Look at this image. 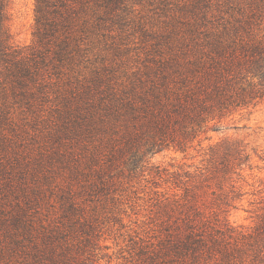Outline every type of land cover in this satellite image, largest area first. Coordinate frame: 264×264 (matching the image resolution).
<instances>
[{
	"label": "trees",
	"instance_id": "trees-1",
	"mask_svg": "<svg viewBox=\"0 0 264 264\" xmlns=\"http://www.w3.org/2000/svg\"><path fill=\"white\" fill-rule=\"evenodd\" d=\"M8 5L0 264H96L104 221L120 223L141 192L144 234L132 230L118 264H264V195L252 226L228 219L248 143L212 144L195 168L153 161L264 102V0H36L27 45Z\"/></svg>",
	"mask_w": 264,
	"mask_h": 264
},
{
	"label": "rangeland",
	"instance_id": "rangeland-1",
	"mask_svg": "<svg viewBox=\"0 0 264 264\" xmlns=\"http://www.w3.org/2000/svg\"><path fill=\"white\" fill-rule=\"evenodd\" d=\"M35 1L9 0V24L13 40L17 44L27 45L33 41ZM225 138L243 140L248 143L252 152L253 168H245L243 178L240 179L244 184L246 193L228 214L231 223L250 227L256 218L258 201L261 195H264V192L258 193L256 191L258 188H262L264 191V102L253 109L236 112L227 118L218 130L209 134V138L204 140L202 147L198 146L197 149H192L189 154L185 155L180 151L167 150L156 154L153 161L171 170L188 165L195 168L203 165L208 147ZM140 195L133 200L125 201V205H122L120 223L113 220L104 221L100 240L102 249H98L96 252L99 253L96 264L120 263L122 260L117 257L120 256V253H126L122 252V248L127 249L132 230L144 234L143 228L148 218L149 203L144 200L145 193L141 192ZM106 254L113 255L111 262L107 257H104Z\"/></svg>",
	"mask_w": 264,
	"mask_h": 264
}]
</instances>
